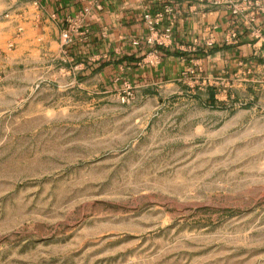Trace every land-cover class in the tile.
<instances>
[{"label": "rangeland", "instance_id": "obj_1", "mask_svg": "<svg viewBox=\"0 0 264 264\" xmlns=\"http://www.w3.org/2000/svg\"><path fill=\"white\" fill-rule=\"evenodd\" d=\"M17 34L0 37V264H264V83L109 84Z\"/></svg>", "mask_w": 264, "mask_h": 264}, {"label": "crops", "instance_id": "obj_2", "mask_svg": "<svg viewBox=\"0 0 264 264\" xmlns=\"http://www.w3.org/2000/svg\"><path fill=\"white\" fill-rule=\"evenodd\" d=\"M166 8L172 14L165 15ZM157 15H163L159 32L173 26L171 45L159 50L155 62L148 58L152 49L145 40L146 22ZM68 21L78 34L64 50L66 65L77 68L78 77L109 84L127 77L173 84L180 76L198 73L208 83H247L255 92L264 83V17L253 22L247 15L235 18L226 7L211 8L199 0H0V37L18 33L15 42L25 51L42 47L60 52ZM230 30L238 31L233 46L224 44ZM208 39L213 47L201 50Z\"/></svg>", "mask_w": 264, "mask_h": 264}, {"label": "built area", "instance_id": "obj_3", "mask_svg": "<svg viewBox=\"0 0 264 264\" xmlns=\"http://www.w3.org/2000/svg\"><path fill=\"white\" fill-rule=\"evenodd\" d=\"M200 3L211 8L226 7L231 15L235 18H240L242 16H249L250 21L253 22L256 17H264V0H199ZM165 15L172 14L170 8L164 9ZM85 14H81L80 18ZM163 18V15H157L153 19H148L146 22V28L148 32V37L145 40V45L152 49L148 58L154 59L156 62L159 58V50L166 49L171 45L172 42V26L170 23L163 31L159 32L157 27ZM69 28L64 31L60 36V45L63 50L69 48L73 43V36L78 34L77 29L71 21H68ZM238 31L230 30L224 38V44L227 46H233L237 43ZM214 42L208 39L201 46V50H209L213 47ZM133 46H139L137 41L133 42ZM154 63L153 61H148V64Z\"/></svg>", "mask_w": 264, "mask_h": 264}, {"label": "trees", "instance_id": "obj_4", "mask_svg": "<svg viewBox=\"0 0 264 264\" xmlns=\"http://www.w3.org/2000/svg\"><path fill=\"white\" fill-rule=\"evenodd\" d=\"M212 98H213V96H212V94H210V100H212Z\"/></svg>", "mask_w": 264, "mask_h": 264}]
</instances>
